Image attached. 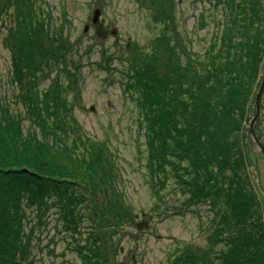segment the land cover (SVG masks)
Listing matches in <instances>:
<instances>
[{
    "label": "rangeland",
    "instance_id": "rangeland-1",
    "mask_svg": "<svg viewBox=\"0 0 264 264\" xmlns=\"http://www.w3.org/2000/svg\"><path fill=\"white\" fill-rule=\"evenodd\" d=\"M18 1L0 0V100L22 120L23 140L33 152L47 147L34 158L58 157L63 168L77 169L76 179L82 182L58 184L67 204H60L61 197L52 200L44 225L37 226V205L33 213L28 210L27 228L36 227L37 234L23 263L221 264L216 261L218 240L211 237L210 206L192 200L201 196L198 178L184 189L189 198L165 170L191 165L190 149L181 143L186 153L176 158L177 164L167 162L163 171L151 165L149 121L158 100L145 93L154 89L168 97L176 88V96L181 83L187 89L203 85L206 78L198 69L212 37L221 36L226 24L230 11L225 1L31 0L43 30L30 43L20 42ZM259 1L264 8V0ZM97 10L101 14L95 23ZM25 58H32L33 69L20 71ZM262 65L244 127L232 141L264 217V153L251 132L264 81ZM25 100L35 103L32 109ZM259 103L254 129L264 145V89ZM63 108L77 124L54 116ZM185 111L166 107L164 114ZM171 123L182 126L174 119ZM81 139L85 144L77 146L74 142ZM73 154L82 158L75 167ZM195 161L203 163L200 157Z\"/></svg>",
    "mask_w": 264,
    "mask_h": 264
},
{
    "label": "trees",
    "instance_id": "trees-1",
    "mask_svg": "<svg viewBox=\"0 0 264 264\" xmlns=\"http://www.w3.org/2000/svg\"><path fill=\"white\" fill-rule=\"evenodd\" d=\"M224 1L230 11L226 24L221 36L212 37L198 69L199 76L206 78L203 85L187 89L181 83L176 96H172L176 88H170L168 97H160L154 89L145 93L158 100L151 109L153 119L149 121V156L154 170L163 171L167 162L177 164L176 158L186 153L181 149V143L188 147L191 165L186 162L180 169L167 167L165 170L187 196L189 192L184 190L185 187L191 178H198L201 196L192 200L203 199L212 211L211 237L216 238L218 242H215L220 246L216 261L221 264L225 261L226 264H264L261 201L253 180L246 172H241L242 158L232 141V136L244 127L264 64V8L259 0ZM218 3L224 2L218 0ZM34 4L31 0H19L15 8L18 26L24 33L21 43H30L43 30L36 20L39 14ZM31 60L25 58V67L20 71L32 70ZM136 77L142 80L140 76ZM28 85L31 82L28 81ZM135 86L138 88L139 83ZM1 87L0 78V90ZM33 100L36 103L35 98ZM25 103L31 109L35 104L26 100ZM181 106L185 107V114H164L166 107L171 110ZM61 115L77 124L68 109H57L54 113L57 117ZM172 117L182 124L180 128L171 123ZM23 138L22 120L0 100V264H24V257L34 250L36 227L27 228L30 223L27 212H34L31 207H39L41 219L37 226H42L49 204L62 198L64 190L58 184H82L76 179L77 169L63 168L58 157L50 161L43 156L39 158L44 146L34 153L33 146L26 144ZM85 142L81 139V143H74L78 146ZM34 154L39 156L34 158ZM198 157L202 164L196 163ZM71 161L75 167L82 158L73 154ZM202 165L203 169L199 167ZM85 176L90 178L88 174ZM179 178L182 181H178ZM66 200L67 197L59 202L67 204Z\"/></svg>",
    "mask_w": 264,
    "mask_h": 264
},
{
    "label": "water",
    "instance_id": "water-1",
    "mask_svg": "<svg viewBox=\"0 0 264 264\" xmlns=\"http://www.w3.org/2000/svg\"><path fill=\"white\" fill-rule=\"evenodd\" d=\"M100 14H101V12H100L99 10H97V11L95 12V18H94V22H95V23L98 21ZM263 89H264V81H263V84H262V86H261V88H260L259 96H258V98H257V102H258V103H257L258 115H257V117H256V119H255V121H254V123H253V127H252V131H251V132H252V134H253V136H254V139H255L254 141L259 145L260 149H261L262 152L264 153V145H263V143L260 142L259 139L257 138V135L255 134V129H254L255 122H256V120H257V118H258V116H259V113H260V110H259V106H260L259 100H260V96H261V93H262ZM139 227L142 228L143 226L139 225Z\"/></svg>",
    "mask_w": 264,
    "mask_h": 264
}]
</instances>
